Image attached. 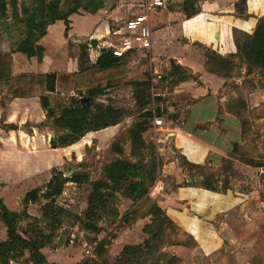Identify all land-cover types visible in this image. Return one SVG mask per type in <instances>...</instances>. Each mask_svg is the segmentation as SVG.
<instances>
[{
  "label": "crops",
  "instance_id": "crops-1",
  "mask_svg": "<svg viewBox=\"0 0 264 264\" xmlns=\"http://www.w3.org/2000/svg\"><path fill=\"white\" fill-rule=\"evenodd\" d=\"M11 1L0 0V3H7L8 13L10 7L15 6L11 16L8 15L6 19L0 20V33L3 37L1 50L3 52H10L23 38L27 27L25 26L22 28L24 30H21L17 26L19 22L23 23L21 21L23 18L21 6L31 4L33 0L30 2L23 1L22 4L20 2L13 4ZM105 1L106 4H113V0ZM238 1L240 0H200L197 4L200 11L191 17H187L181 8L174 11L165 7L150 14V23L155 38L154 59L164 57L170 63L173 60L190 69L191 74L184 79L177 78V82L170 92L176 97L187 94L192 98V103L188 105L185 121L180 125L177 120L181 115L175 109L174 102H171L169 112L174 111L173 114H177V116L175 119H169L172 126L167 129V135L171 138L173 146L184 157V160L193 164H207L216 170L221 169L224 159L229 157L233 150L231 145L241 141L242 125L238 117L228 110L224 109L220 112V107L227 101V95L224 93L227 78L212 72L208 68L206 64L207 52L215 51L222 56H235L238 51L234 40V30L252 33L256 29L260 16L255 18L254 14H250L254 12L252 9L254 0H247L249 6L252 3L253 6L251 5L248 11H244L252 16L245 17H242L244 15L237 11L236 4ZM256 1L258 4L260 3L262 16L264 15V0ZM55 2L56 0H50L48 11L50 15H52L51 10H53ZM103 17L99 15V12L90 13L80 10L79 13L70 16L71 22L67 33L64 20H57L50 24L47 33L39 40V43L46 49L43 60L39 61L36 57L29 59L26 55L15 51L12 53L13 74L16 76L20 73L78 71L80 45L87 41L91 42L92 39L99 40V37L103 41L105 38L108 39L107 34L112 31L111 24L117 19L115 11H108L104 19ZM159 75L163 79L162 75ZM65 90L67 89H59L62 96ZM68 92L70 96L75 94L74 90L68 89ZM218 117L219 122L217 121ZM45 120L46 113L37 95L15 97L8 86H5L0 92V121L3 122V125L0 126V158H2L0 164L6 162L2 155L5 154L7 160H10L12 154L23 152V145L25 146L29 138H36L38 144L43 139L45 145L52 148L48 141L52 139L55 132L48 125L40 127ZM28 123L30 126L27 125ZM9 124L17 125V129L4 127ZM167 148H169L168 144H165L163 149ZM177 162V159L170 157L165 160L162 171L171 174L175 185L167 190L168 186H162L166 191L162 194L161 203L167 216L182 231L183 235L179 241L167 244L165 246L166 251L180 259L178 264H237L230 259L227 251H229L228 248L239 247L241 243L243 244L241 249L237 247L230 251L241 264V250L250 248L252 241L246 239L243 243L242 240L234 236L235 217L231 220L230 218L240 208L245 211L243 216L247 220L252 219L254 211L249 207V197L246 196V198L231 189H207L197 182L199 180L197 177H194V182H189L190 176L186 179L188 174L177 165ZM58 165L60 164L53 165L42 173L37 171L27 176L22 175L25 180L19 183L15 182L16 178H11V173H2L0 176L7 181L5 183L10 182V186L19 187L18 184L38 180L39 175L47 172H50L51 178L52 169ZM184 180L189 183H182ZM161 182L164 184V181ZM33 188L30 187L26 190L23 188L22 194H26ZM1 198L3 199V197ZM7 198L3 199L5 204L12 210L20 211L11 207L10 199ZM127 200L130 201V199L124 198L123 202ZM37 205L38 208H35ZM40 207V203H32L28 207V212L33 216H40ZM260 212L264 217V201H261ZM134 231L140 232L136 239L131 235ZM120 236L126 245L139 244L147 237L143 227L138 222H130ZM6 240L7 230L2 224L0 241ZM124 246L125 244L119 247L116 252H113L112 249L115 246L110 247L106 255L107 259L114 263ZM47 247L43 248L42 251L48 261L59 262L55 257L56 260H53L47 255ZM29 255L30 253L27 251L21 260L26 259L28 261ZM155 262L156 258L152 264ZM244 264L253 263L246 262Z\"/></svg>",
  "mask_w": 264,
  "mask_h": 264
},
{
  "label": "trees",
  "instance_id": "trees-1",
  "mask_svg": "<svg viewBox=\"0 0 264 264\" xmlns=\"http://www.w3.org/2000/svg\"><path fill=\"white\" fill-rule=\"evenodd\" d=\"M246 3L247 0H240L236 4L237 11L242 15L243 4ZM105 4V0H71L68 9L58 10L51 18H48L50 0H33L31 4L21 6L23 14L21 21L27 30L10 52L1 50L3 37L0 33V92L5 86H8L15 97L37 95L40 98L42 108L46 113V120L40 127L48 125L54 130L55 135L50 140V146L53 149L72 146L90 132L107 129V127L116 126L123 121L128 114L124 108H119L111 102H98L97 99L107 90L128 83L130 55L118 57L113 54L111 49H107L101 52L97 62L92 63L89 59L90 41H87L80 45L78 71L20 73L15 76L12 53L17 51L29 59L36 57L42 61L46 49L39 43V40L47 33L50 24L57 20H64L67 33L72 14L79 13L80 10L97 13L105 7ZM182 10L187 17H191L200 11V7L197 5V0H184ZM7 17L8 6L6 2H2L0 3V20ZM238 32L240 31L234 30L238 53L244 51L246 54L244 56L247 57L249 63L252 66L254 63L260 65V73L264 75V18H259L253 35L244 32L248 37H251L248 43L242 44L237 37ZM230 58L210 51L207 52L206 64L212 72L227 78L234 67ZM251 70L250 68L248 73ZM170 75H177L178 79H184L191 74L190 69L172 60ZM130 83L134 87L139 116L129 130V138L131 153L138 160L115 158L103 165L101 176L94 181H91L89 174L82 172L66 177L62 169L54 167L51 178L46 184L27 191L22 200L23 209L21 211L10 209L0 197V227L3 224L7 230V240L0 241V264H12L24 258L27 251L30 253L28 261L32 264H59L49 262L42 249L54 243L56 233L63 226L65 216L70 215L68 208L58 200L69 182H74L77 185L91 184L87 207L83 214L77 216V220L84 230L93 233H100L103 230L101 222L105 218L119 216L117 202L121 197L138 201L149 193L157 178L158 163L154 152H152L151 158H146L145 152L149 150V146L144 138V133L150 127L155 116L162 117L167 113V110L161 107L155 110L149 108L152 89L151 77L132 79ZM60 88L74 90L75 94L71 95L67 102L59 91ZM82 98H89V101H83ZM72 108L89 110L92 114L71 124L69 116ZM176 116L177 114H173L169 117L175 119ZM4 127L17 129L15 124ZM242 129L243 135H245L243 124ZM233 146L229 157L224 159L220 169L222 173L233 171V161L240 160L235 154L238 143H234ZM111 147L118 155L125 154V148L120 143L114 142ZM185 162L200 172V176L203 177L197 181L200 185L210 190H218L214 184V174L205 172L207 164H193L187 160ZM195 176L193 175V177ZM229 183L230 180L225 181V184ZM32 203L41 204L40 216H33L28 212V207ZM152 207L155 208L154 221L160 219L162 223L174 224L167 216L166 211L158 204H154ZM161 222L159 223V232L152 234L142 244L125 245L114 263H111L106 257L109 243L103 239L97 244L95 250L98 258L84 260L80 264H145L151 256L156 257L154 264H178L180 259L176 255L159 252L160 246L155 240H159L162 236L161 231L164 228L161 226ZM147 227H151V225H147L145 228Z\"/></svg>",
  "mask_w": 264,
  "mask_h": 264
},
{
  "label": "rangeland",
  "instance_id": "rangeland-1",
  "mask_svg": "<svg viewBox=\"0 0 264 264\" xmlns=\"http://www.w3.org/2000/svg\"><path fill=\"white\" fill-rule=\"evenodd\" d=\"M23 1L30 2L32 0H15L11 2L13 4L18 2L22 4ZM135 1L137 0H113L112 5L111 3L105 4V7L99 11V15L104 16L103 19L108 11H115L117 17V19L113 21V24H111L112 31L107 34L108 41L115 44L119 43V37L114 35L113 31L120 25L123 19L132 15L129 8L131 3ZM183 1L184 0H167L166 7L174 11L179 8L182 9ZM199 1L200 0H197V4ZM70 5L71 0H56L53 10H51L52 15L48 13V18H51L58 10L68 9ZM251 5L253 6V3ZM250 6L248 3L243 4L244 10L247 11L250 9ZM13 7L15 6L10 7L9 16L14 13ZM252 9L254 12L250 14H254L255 18H258V16H260V18L262 17V19L264 18V15L261 16L260 3L258 4L256 0H254ZM151 13H153V11ZM243 15L242 17L252 16L246 11H243ZM17 26L19 29L21 28V30H24L22 29L25 27L23 23L19 22ZM254 32L250 33V35H253ZM245 34L244 31L237 33V37H239L242 44L248 43L251 40V37ZM98 39L100 42L106 44L108 42L103 41L100 37ZM244 53L243 51L237 53L235 56L221 55L222 57H231L230 59H232V63L234 64L233 69L229 72V78L227 77V85L224 88L227 101L220 107V112L224 109L228 110V112L238 117L241 125H244L245 135H243L242 129L241 141L238 142V149H236L235 152L236 157L240 158V160L235 159L233 161L234 170L228 171V173H222L220 169L216 170L211 166H208L205 172L214 174L213 180L218 190L231 189L239 192L245 197H249V207L254 211V214H251L252 219L247 220V218L243 216L245 211L238 208L233 217L230 218L231 220L235 217V227H233L235 231L233 234L236 238L242 240L243 243L246 239H251L252 241L250 248L241 250V264L246 262L264 264V217L260 212L261 201H264V75L260 73L261 66L256 63L252 66L247 60V57L244 56L246 55ZM250 68L252 70L248 73ZM128 70V83L107 90L97 99L98 102H111L115 106L124 108L127 111V116L120 124L108 129L90 132L79 142L66 148L53 149L47 147L43 139L41 143L38 144L36 138H29L25 146L23 145V152L12 154L10 160H7L5 154L2 155L6 159V162L0 164V174L11 173V178H16V183L25 180L22 175L27 176L37 171L42 173L57 164H60L57 167L62 169L65 175L68 171H72L71 176L79 172L87 173L91 181H94L101 176L103 165L115 158L122 157L127 160L137 161L138 158L134 157L131 153L129 130L138 119L139 108L135 101L134 87L130 83V80L151 77L152 89L149 108L155 110L161 107L167 110V113L162 116L163 127H155L153 120L148 130L144 133V138L149 146V150L145 152L146 158H151L152 152H154L158 163L157 178L151 186L149 193L144 198L138 201L130 199V201L127 200L125 203L123 202L124 197H121L117 202L119 216L116 218H105L101 222L103 230L100 233L84 230L77 220V216L83 214L87 207V197L90 193L91 184L84 183L82 185H77L74 182L67 183L63 194L58 200L59 203L68 208L70 215L65 216L63 226L57 231L54 243L48 246L46 250L47 255L53 260H59V262H57L59 264H80L84 260L97 259L98 256L95 252L88 255L86 250L89 248L88 245L91 244L93 245L92 250L95 251L97 244L103 239H106L109 243L107 254L109 248L112 246H115V248H112L113 252L118 251L119 247H122L123 244L126 245V242H123L124 239H122L120 235L130 222H138V224L143 227L147 236L139 244H142L155 232H159L158 228L161 221L160 219L154 221L155 208L152 206L158 204L163 209L161 203L163 198L162 194L169 187L175 185L174 181H172L171 174H166L162 171L166 158L170 157L171 159L178 160L177 165L188 174L186 179L190 176L191 180L189 179V182L194 181L193 175H196L195 177L199 180L203 178L200 176V172L197 169H193L185 162L184 157L179 150L173 146L171 138L167 135V129L172 126V123L169 122V116L175 113L174 111L169 112V106L172 105L171 102H174L175 109L178 110V114L181 115L177 120V123L180 125L185 121L188 105L192 103V98L187 94L178 95L176 97L170 93L178 78L177 75H170V61L165 60L164 57L151 60L148 56L144 57L143 55H137L130 58ZM157 74H161L163 79L153 82ZM63 97L66 98L68 102V98L70 97L68 90L64 91ZM91 114L92 112L89 110L72 108L69 122L75 124ZM219 120L218 117L217 121L219 122ZM2 125L3 122L0 121V126ZM27 125L30 126L29 123ZM157 138L159 139L157 140ZM114 142L120 143L125 148L124 155L120 156L112 150L111 146ZM48 143H50V141H48ZM165 144H168L169 148L163 149ZM233 148L234 147L231 145V149ZM1 161L2 158H0V162ZM257 165L261 166L259 167ZM39 176V179L33 182L18 184L19 187L14 185L10 186V182L8 184L5 183L7 181L0 176V196L3 197V199L8 197L7 199H10L9 203L11 207L21 211L23 207L22 200L25 195V193L22 194V189L25 188L23 190H26L30 189V187L33 188L34 186L45 184L50 178V172ZM228 180H230V183L227 185L225 181ZM161 181H164V184ZM182 183H186V181L184 180ZM162 186L168 187L164 190ZM35 208H38V205L35 206ZM161 224L164 228L163 231H161L162 236H160L161 238H159V240H155V242L160 246V253L164 252L169 255L170 252L166 251L165 246L169 243L179 241L183 234L175 224L172 225L167 222H161ZM147 225H151V227L145 228ZM138 234L140 235V232L134 231L131 235L136 239ZM237 247L238 246L228 248L229 251H227V253L232 261L239 264L234 254L230 252ZM242 247L243 244L240 243L238 248L241 249ZM154 258L156 257L151 256L145 264H152ZM13 264H31V262L26 259H20Z\"/></svg>",
  "mask_w": 264,
  "mask_h": 264
},
{
  "label": "built area",
  "instance_id": "built-area-1",
  "mask_svg": "<svg viewBox=\"0 0 264 264\" xmlns=\"http://www.w3.org/2000/svg\"><path fill=\"white\" fill-rule=\"evenodd\" d=\"M167 0H137L131 3L129 10L131 16L122 20L120 25L113 31L114 35L119 37V43L115 44L108 41L107 44L101 42L99 45L94 46L89 43V59L90 62H97L101 55V48L107 47L111 49L113 54L118 57L130 55L133 58L137 55H143L154 60L153 48H154V30L150 23V14L152 11H157L165 8ZM160 75L153 79V82L159 81ZM155 127H163V118L155 116ZM159 138H157L158 140ZM158 187V186H157ZM163 188V187H162ZM86 253L88 255L93 254V245L89 244Z\"/></svg>",
  "mask_w": 264,
  "mask_h": 264
},
{
  "label": "water",
  "instance_id": "water-1",
  "mask_svg": "<svg viewBox=\"0 0 264 264\" xmlns=\"http://www.w3.org/2000/svg\"><path fill=\"white\" fill-rule=\"evenodd\" d=\"M104 41L107 42L108 39L105 38ZM91 43H92V45L97 46V45L99 44V40H97V39H92ZM107 49H108L107 47H102V48H101V52H102V51H105V50H107ZM82 100H83V101H89V98H82ZM71 174H72V171H68V172L66 173L65 176H66V177H70Z\"/></svg>",
  "mask_w": 264,
  "mask_h": 264
}]
</instances>
